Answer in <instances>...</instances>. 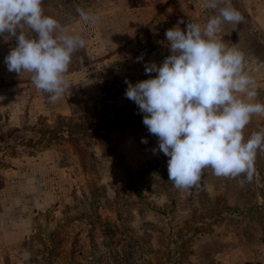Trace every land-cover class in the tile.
I'll return each instance as SVG.
<instances>
[{"label": "rangeland", "instance_id": "374dc122", "mask_svg": "<svg viewBox=\"0 0 264 264\" xmlns=\"http://www.w3.org/2000/svg\"><path fill=\"white\" fill-rule=\"evenodd\" d=\"M231 2L243 21L220 35L244 53L264 103V0ZM205 4L43 0L46 15L86 40L55 103L30 73L7 70L17 41L0 36V264H264V152L250 182L209 168L198 187L177 189L125 96L126 80L150 78L145 64L170 55L166 30L218 14ZM78 7L98 22L85 24ZM261 128L254 115L245 139Z\"/></svg>", "mask_w": 264, "mask_h": 264}, {"label": "clouds", "instance_id": "9594fccd", "mask_svg": "<svg viewBox=\"0 0 264 264\" xmlns=\"http://www.w3.org/2000/svg\"><path fill=\"white\" fill-rule=\"evenodd\" d=\"M42 3L0 0V36L17 41L4 58L7 70L30 73L36 89L55 103L71 87L66 77L72 55L86 40L46 15ZM205 7L218 14L204 25L189 22L182 29L181 20L166 30L170 55L159 65L145 64L150 78L125 81L126 98L144 114L143 124L169 158L168 180L186 191L198 187L209 168L217 177L244 176L250 182L257 153L264 152V128L247 139L243 135L254 115L264 116L256 80L245 68L244 53L220 35L223 25H238L243 16L231 0H206ZM76 11L85 24L99 20L90 11Z\"/></svg>", "mask_w": 264, "mask_h": 264}]
</instances>
